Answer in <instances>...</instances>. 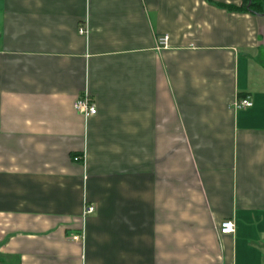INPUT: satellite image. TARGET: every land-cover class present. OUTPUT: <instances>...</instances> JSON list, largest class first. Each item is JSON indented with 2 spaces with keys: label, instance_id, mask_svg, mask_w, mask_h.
<instances>
[{
  "label": "crops",
  "instance_id": "obj_1",
  "mask_svg": "<svg viewBox=\"0 0 264 264\" xmlns=\"http://www.w3.org/2000/svg\"><path fill=\"white\" fill-rule=\"evenodd\" d=\"M227 6L0 0V264H264V14Z\"/></svg>",
  "mask_w": 264,
  "mask_h": 264
},
{
  "label": "built area",
  "instance_id": "obj_2",
  "mask_svg": "<svg viewBox=\"0 0 264 264\" xmlns=\"http://www.w3.org/2000/svg\"><path fill=\"white\" fill-rule=\"evenodd\" d=\"M80 33H84L85 30L81 28ZM167 36H163L159 40V45L162 47L166 46L167 43ZM252 107V102L250 101L249 98H240L236 100L233 104V108L235 110H242V109H248ZM73 108L74 111L77 112L78 114L82 115L84 118H88L91 116H94L97 113V108L94 103V100L89 96L87 92H84L80 96H78L74 103H73ZM74 161L76 162H82L83 158L82 157H74ZM94 212V208L92 206L86 205L83 209L82 216L83 218L87 217L88 215L92 214ZM234 233V224L230 220H224L221 222L219 226V234L220 235H231ZM81 237L80 236H74V240H79Z\"/></svg>",
  "mask_w": 264,
  "mask_h": 264
},
{
  "label": "trees",
  "instance_id": "obj_3",
  "mask_svg": "<svg viewBox=\"0 0 264 264\" xmlns=\"http://www.w3.org/2000/svg\"><path fill=\"white\" fill-rule=\"evenodd\" d=\"M229 10L247 12L254 15L264 14V0H241V6L236 8L233 6L226 7Z\"/></svg>",
  "mask_w": 264,
  "mask_h": 264
}]
</instances>
